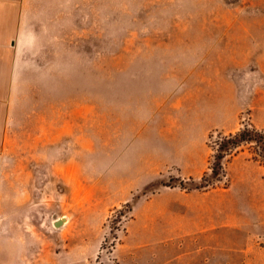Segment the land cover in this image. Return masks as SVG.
I'll use <instances>...</instances> for the list:
<instances>
[{
    "label": "rangeland",
    "instance_id": "374dc122",
    "mask_svg": "<svg viewBox=\"0 0 264 264\" xmlns=\"http://www.w3.org/2000/svg\"><path fill=\"white\" fill-rule=\"evenodd\" d=\"M24 5L5 263L264 264V0Z\"/></svg>",
    "mask_w": 264,
    "mask_h": 264
},
{
    "label": "crops",
    "instance_id": "0c3cea01",
    "mask_svg": "<svg viewBox=\"0 0 264 264\" xmlns=\"http://www.w3.org/2000/svg\"><path fill=\"white\" fill-rule=\"evenodd\" d=\"M25 0H0V158L9 133L12 100L19 79L20 56L26 39ZM11 237L0 235V264L13 246ZM26 241V240H25Z\"/></svg>",
    "mask_w": 264,
    "mask_h": 264
},
{
    "label": "trees",
    "instance_id": "16d2710c",
    "mask_svg": "<svg viewBox=\"0 0 264 264\" xmlns=\"http://www.w3.org/2000/svg\"><path fill=\"white\" fill-rule=\"evenodd\" d=\"M257 135L256 134H252V132L250 131V129H243L241 131H239L238 133L234 134V135H229L228 137H223L222 138V143L221 145L225 146V148L227 149H233L239 146V144H241L242 142H250L251 140H255L258 141L259 143H261L262 145V150L263 152L259 155V157L262 159V163L264 166V136L263 138H256ZM226 144V145H225ZM229 145V146H228ZM221 146V149L223 148ZM220 157L216 158V161H220ZM216 168L220 167L221 164L216 163ZM219 169V168H218Z\"/></svg>",
    "mask_w": 264,
    "mask_h": 264
},
{
    "label": "water",
    "instance_id": "95a60500",
    "mask_svg": "<svg viewBox=\"0 0 264 264\" xmlns=\"http://www.w3.org/2000/svg\"><path fill=\"white\" fill-rule=\"evenodd\" d=\"M61 223H62V221H57V222H55V226L58 227L61 225Z\"/></svg>",
    "mask_w": 264,
    "mask_h": 264
}]
</instances>
